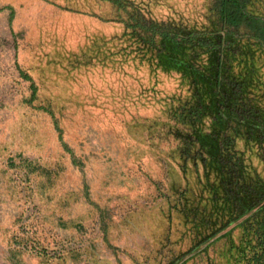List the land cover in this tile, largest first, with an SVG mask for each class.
<instances>
[{
	"label": "rangeland",
	"instance_id": "obj_1",
	"mask_svg": "<svg viewBox=\"0 0 264 264\" xmlns=\"http://www.w3.org/2000/svg\"><path fill=\"white\" fill-rule=\"evenodd\" d=\"M135 1L154 18L197 27L209 25L216 2ZM254 9L264 14V0ZM117 18L100 0H0V264H166L156 254L166 205L157 183L168 189L174 144L156 153L135 138L131 118L160 115L181 92L177 75L70 71L62 59L94 35L121 31ZM256 49L236 46L237 69L246 60L264 66ZM21 70L37 85L33 101ZM225 246L175 264H226Z\"/></svg>",
	"mask_w": 264,
	"mask_h": 264
},
{
	"label": "trees",
	"instance_id": "obj_2",
	"mask_svg": "<svg viewBox=\"0 0 264 264\" xmlns=\"http://www.w3.org/2000/svg\"><path fill=\"white\" fill-rule=\"evenodd\" d=\"M100 1L112 5L122 30L64 54L66 68L175 74L181 88L160 115L131 118L135 138L156 153L161 142L174 144L167 156L176 166L164 167L168 189L157 183L166 205L156 254L175 264L225 239L226 264H264V66L246 60L237 69L233 56L240 43L264 55V14L254 9L262 0H216L203 27L154 18L135 0ZM21 75L33 101L37 85ZM41 108L63 137L55 112Z\"/></svg>",
	"mask_w": 264,
	"mask_h": 264
},
{
	"label": "crops",
	"instance_id": "obj_3",
	"mask_svg": "<svg viewBox=\"0 0 264 264\" xmlns=\"http://www.w3.org/2000/svg\"><path fill=\"white\" fill-rule=\"evenodd\" d=\"M10 256H11V259H12V261H13V260H14V258H13V257H14L13 254H10ZM12 264H13V263H12Z\"/></svg>",
	"mask_w": 264,
	"mask_h": 264
}]
</instances>
